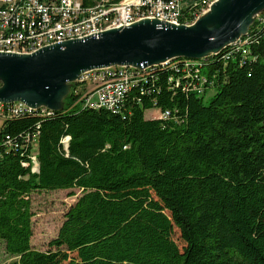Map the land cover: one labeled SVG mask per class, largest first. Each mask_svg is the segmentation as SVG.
I'll use <instances>...</instances> for the list:
<instances>
[{
  "label": "trees",
  "instance_id": "obj_1",
  "mask_svg": "<svg viewBox=\"0 0 264 264\" xmlns=\"http://www.w3.org/2000/svg\"><path fill=\"white\" fill-rule=\"evenodd\" d=\"M245 37L247 54L226 47L194 76L185 58L156 68L119 112L71 93L50 115L2 120L0 141L18 144L0 151L9 264H264V11ZM154 107L168 117L146 118ZM75 188L50 248H34L32 193Z\"/></svg>",
  "mask_w": 264,
  "mask_h": 264
},
{
  "label": "water",
  "instance_id": "obj_2",
  "mask_svg": "<svg viewBox=\"0 0 264 264\" xmlns=\"http://www.w3.org/2000/svg\"><path fill=\"white\" fill-rule=\"evenodd\" d=\"M263 10L264 0H217L191 25L146 18L30 54L0 52V101L61 110L69 83L86 71L206 58L246 35Z\"/></svg>",
  "mask_w": 264,
  "mask_h": 264
},
{
  "label": "built area",
  "instance_id": "obj_3",
  "mask_svg": "<svg viewBox=\"0 0 264 264\" xmlns=\"http://www.w3.org/2000/svg\"><path fill=\"white\" fill-rule=\"evenodd\" d=\"M217 0H193L191 6L185 0H0V47L6 49L23 46L47 47L68 40L97 36L114 28L130 26L146 18L165 23L191 25L205 14ZM188 7V11H186ZM10 25H17V32H10ZM51 26L49 38L41 37V28ZM248 37L240 38L228 47L235 46L247 54ZM173 60V59H172ZM138 68L132 65H114L82 73L77 81L91 83V87L75 104L84 102L110 103V110L119 112L123 99L132 85L147 82L156 68L166 67L171 61ZM201 60L185 59L184 70L189 64ZM194 76V73H192ZM199 94L204 92L206 78L198 80ZM54 110L45 106L31 107L24 102L0 101L2 120L26 114L50 115ZM169 112H161L159 118H167ZM27 136L25 142L30 138ZM63 139H70L65 136ZM18 147L9 137L0 141L1 148ZM33 171L38 169L32 154Z\"/></svg>",
  "mask_w": 264,
  "mask_h": 264
},
{
  "label": "rangeland",
  "instance_id": "obj_4",
  "mask_svg": "<svg viewBox=\"0 0 264 264\" xmlns=\"http://www.w3.org/2000/svg\"><path fill=\"white\" fill-rule=\"evenodd\" d=\"M264 11V10H263ZM260 13L255 18H259ZM207 70L204 69V73ZM91 83H81L74 81L69 83V94L75 95V101L81 99V97L87 93ZM216 93V88L210 87L204 97L205 101H208ZM68 94V95H69ZM67 95V96H68ZM66 98V97H65ZM160 109L157 107L145 110V117H159ZM2 118H0V124ZM74 193L73 195L71 193ZM79 189H60L50 191H35L31 195L32 207L34 212L33 228L34 235L32 238V246L39 250H48L50 248V241L55 238L59 232V229L64 221V216L67 209L73 204L77 197L80 195ZM62 256V255H60ZM12 257L6 252L4 243L0 240V264H9L12 261ZM67 260V259H65ZM67 261H61V264H68Z\"/></svg>",
  "mask_w": 264,
  "mask_h": 264
},
{
  "label": "bare ground",
  "instance_id": "obj_5",
  "mask_svg": "<svg viewBox=\"0 0 264 264\" xmlns=\"http://www.w3.org/2000/svg\"><path fill=\"white\" fill-rule=\"evenodd\" d=\"M262 12V11H261ZM260 12V13H261ZM259 14V13H258ZM257 14V15H258ZM197 19L194 20V22ZM10 32H17V25H10ZM51 35V26H44L41 28V37L42 38H49ZM245 36V35H244ZM244 36H241L240 38H243ZM238 41V40H237ZM231 45V44H230ZM228 47V46H227ZM44 47L42 46H23L21 48H15V49H6V53H17V54H30L33 53L39 49H42ZM0 52H2V47H0ZM221 52V51H220ZM218 54V53H217ZM215 55V54H213ZM205 59V58H203ZM201 60V59H200ZM142 65L137 66L138 68H140ZM135 86L132 85L131 88ZM84 106H93V107H106L108 109H110V103H97V102H84L82 103ZM80 104V105H82ZM77 105V104H76ZM47 107V106H45ZM48 108V107H47ZM50 109V108H49ZM52 110V109H51ZM68 139H63L62 143L64 145L65 148H67L68 146Z\"/></svg>",
  "mask_w": 264,
  "mask_h": 264
},
{
  "label": "crops",
  "instance_id": "obj_6",
  "mask_svg": "<svg viewBox=\"0 0 264 264\" xmlns=\"http://www.w3.org/2000/svg\"><path fill=\"white\" fill-rule=\"evenodd\" d=\"M1 125H2V122H1V124H0V128H1Z\"/></svg>",
  "mask_w": 264,
  "mask_h": 264
}]
</instances>
